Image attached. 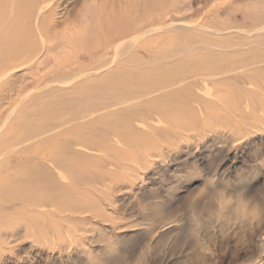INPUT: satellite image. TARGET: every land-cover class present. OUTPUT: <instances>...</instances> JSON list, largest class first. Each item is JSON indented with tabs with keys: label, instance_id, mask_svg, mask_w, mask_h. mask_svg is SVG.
Listing matches in <instances>:
<instances>
[{
	"label": "rangeland",
	"instance_id": "374dc122",
	"mask_svg": "<svg viewBox=\"0 0 264 264\" xmlns=\"http://www.w3.org/2000/svg\"><path fill=\"white\" fill-rule=\"evenodd\" d=\"M111 1L98 22L59 16L56 48L0 82V187L16 177L21 209L0 264H264V0ZM39 2L0 0V37L32 29L39 49ZM120 81L148 89L140 117L109 120L129 129H68L65 111L92 112Z\"/></svg>",
	"mask_w": 264,
	"mask_h": 264
},
{
	"label": "bare ground",
	"instance_id": "6f19581e",
	"mask_svg": "<svg viewBox=\"0 0 264 264\" xmlns=\"http://www.w3.org/2000/svg\"><path fill=\"white\" fill-rule=\"evenodd\" d=\"M117 1L120 2L121 0H117ZM73 2L74 0H65V2H62V0H40V2L36 4V6L33 5L32 11L34 10L36 11L34 23L37 26H39V28L37 29L38 30L37 35L40 36V41L42 42V46L39 49L35 48V45H34L35 41L33 42V39H34V35L36 32L33 35L32 29H29V31H24L22 34H20L18 38L19 41H15L16 38L14 36L18 33H16L14 29H12L11 30L12 32L10 33H8V31L1 32L2 35L0 37V52H1L0 69L2 68L1 70L2 72L0 73V82L4 80L5 78H7L9 75H11L13 73V70L18 69L19 67L37 66L36 64L40 62V56L41 54H43V51L44 52L47 51L48 53L49 51H52L54 48H56L55 47L56 44L51 45V44H47V42H48L49 37H53V36L56 37L58 36L59 31H61V30L58 31V29L61 28V26L63 25V22L59 20L60 19L59 16L64 15L66 12H68V15L65 19L66 21L68 19L70 20L71 17H74V19H78L79 17L82 20H84V17H85L88 21L90 18L93 22L94 21L98 22L104 16L108 17L112 15L110 12H115V7H116V2L111 1V0H86V2L84 1L82 3L77 2L74 5H73ZM65 3H66V6H64ZM131 3H132V0H124L122 11L125 10V12L128 13ZM70 4H72L71 7H67V5H70ZM60 8H63L65 11ZM29 14L31 15L33 14V12ZM33 16L34 15H32V17ZM7 17L10 19H15L16 13L11 10ZM31 19L28 17L26 19V24L31 23ZM81 19L79 21H82ZM3 29L6 30V28L2 27V30ZM132 29H134V27L131 26L130 23H128L121 31H118L117 33H115L114 42H113V45L115 47L114 50L118 52L119 48H121L122 46L124 47L127 46L130 42H132V40L136 38V36H134L135 33L133 32H138L140 29L138 28L136 29V31H133ZM66 36H67V39L65 42L71 41L72 39L79 40V33H73L72 36H68V35ZM3 43L4 44L7 43V45L4 46ZM123 85L126 86V83L122 81L117 82V84L114 85V89L113 88L110 89L109 86L107 87L103 85L102 89H104L107 94L102 100L98 102L97 108L93 110L92 112L85 113L86 111L79 110V109H69L68 111H65V114L63 115L64 117L66 116V118H69V119L74 118L76 120L73 124H71V126L70 124L68 125V129L71 130L74 127L79 128V127H84V126H85V129L92 128V127L95 128L96 126H99V124H103V126H106L108 124L110 126L113 125L116 128L129 129L127 124L123 122H122L123 124L117 121L112 123L113 121H109V120L114 117L119 118V117L126 116L128 113H131V115H134L136 117H140V115H142V112H144L142 111L144 107H142L141 105H135L132 102L136 98L143 97L142 96L143 94H147L148 89H143V87L139 86L138 89L135 91V90H132L133 88L129 89L127 88V86L124 87ZM167 86L168 84H161L149 90V95H152L155 92H159L160 90L165 89ZM118 89H123V91H119ZM188 93L189 95L191 94L190 92ZM175 94L179 95L180 90L176 89L171 96L167 94L166 95L167 97L166 96L165 97L168 99L171 97L174 100L176 99V96H174ZM94 117H98V118H101L107 121H104V122L99 121L98 125L93 124L92 126L87 128L85 121L89 119L92 120ZM58 125L59 124L57 125L54 124L53 126H58ZM85 134H87V132L85 133L84 131L83 134L78 135L80 137L82 136V139L73 138L71 140H73L74 143H77L81 140L83 141ZM41 149L42 147L38 146L34 150L38 152ZM76 157L78 159H81L82 155H77ZM1 162H2V158L0 157V163ZM51 162L55 167H58V173L60 172L58 176L67 178L65 174L70 173L69 170H71V173L74 172L73 170L74 167L73 168L69 167L66 159L65 160L54 159ZM46 165L47 164L45 163V160H44L41 163H31L30 165L26 166V168L30 166V168L37 167L42 170L46 168ZM67 168H69L68 171L66 170ZM15 178L16 177H11V178L9 177V180L4 181L2 183L3 186L0 187V261L3 258L5 251L10 248L8 245L12 242L19 240V237H18L19 232L16 230L17 226L11 227L10 229L7 228L8 223H17L19 222L21 218L20 217L21 209L16 206L17 201H18L17 200L18 195H16L15 192H13L9 188L12 185H16V183L14 182Z\"/></svg>",
	"mask_w": 264,
	"mask_h": 264
}]
</instances>
